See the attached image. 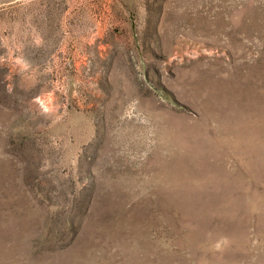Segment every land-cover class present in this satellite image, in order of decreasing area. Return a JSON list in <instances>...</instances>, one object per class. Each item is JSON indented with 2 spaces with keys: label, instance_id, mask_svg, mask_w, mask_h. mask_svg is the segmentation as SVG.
<instances>
[{
  "label": "rangeland",
  "instance_id": "374dc122",
  "mask_svg": "<svg viewBox=\"0 0 264 264\" xmlns=\"http://www.w3.org/2000/svg\"><path fill=\"white\" fill-rule=\"evenodd\" d=\"M0 264H264V0H0Z\"/></svg>",
  "mask_w": 264,
  "mask_h": 264
}]
</instances>
